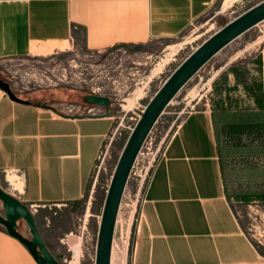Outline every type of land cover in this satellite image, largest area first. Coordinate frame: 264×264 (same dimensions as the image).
<instances>
[{
  "label": "crops",
  "instance_id": "1",
  "mask_svg": "<svg viewBox=\"0 0 264 264\" xmlns=\"http://www.w3.org/2000/svg\"><path fill=\"white\" fill-rule=\"evenodd\" d=\"M214 1L0 0V59L52 53L73 40L91 50L142 47L179 34ZM18 97L29 103L0 92V174L13 172L16 180L9 194L32 214L44 205H76L90 190L112 117L59 118L37 97ZM263 114L264 43L228 66L221 85L170 132L136 218L127 216L128 264H264L233 206L254 199L264 181L256 140ZM0 264H36L1 226Z\"/></svg>",
  "mask_w": 264,
  "mask_h": 264
},
{
  "label": "rangeland",
  "instance_id": "2",
  "mask_svg": "<svg viewBox=\"0 0 264 264\" xmlns=\"http://www.w3.org/2000/svg\"><path fill=\"white\" fill-rule=\"evenodd\" d=\"M259 1L236 0L223 10V0H215L179 34L151 40L142 47L119 45L91 50L85 48L80 40H73L52 53L0 59V79L7 82L18 96L37 97L40 103L54 108L72 107L74 115H84L93 107L83 99L86 94L104 95L111 100L107 115L112 117V128L116 127V132L94 163L90 184L94 174L96 178L91 191L88 190L76 205H44L36 208L37 211L32 214L39 233L51 246L53 255H56L57 249L65 248L59 240L65 242L67 239L69 245L71 235L80 236L81 244L94 245L111 174L148 100L176 66L206 37ZM262 43L264 19L212 55L162 109L151 127L156 140L162 138L166 131L169 135L188 111L201 106L209 98L214 84L219 82L221 85L228 66L251 57ZM98 110L105 111L103 107L96 106L92 112ZM262 118V123L256 126V140L264 153V114ZM256 160H250V164L260 161L259 158ZM15 183L13 172L0 174V187L7 193L11 191V186L15 187ZM256 190L258 194L254 199L233 203V206L243 231L264 254V181L257 184ZM125 202L126 198H123L119 210V219L124 222L129 214ZM83 216L86 218L85 227L81 230ZM17 229L24 236H29L22 220L17 221ZM69 232L71 235L66 237ZM80 262L91 264L86 257Z\"/></svg>",
  "mask_w": 264,
  "mask_h": 264
},
{
  "label": "water",
  "instance_id": "3",
  "mask_svg": "<svg viewBox=\"0 0 264 264\" xmlns=\"http://www.w3.org/2000/svg\"><path fill=\"white\" fill-rule=\"evenodd\" d=\"M263 19L264 0H261L206 37L176 66L148 100L118 156L105 192L96 233L94 264H108L114 221L129 168L143 138L162 109L180 87L212 55L239 34ZM0 91L14 101L29 103L28 100L21 99L14 94L9 84L1 79ZM83 99L90 105L103 107L105 110L103 115H107V108L111 104V100L107 96L89 93L84 95ZM0 203L2 207L0 226L4 231L25 247L36 264H59L45 246L27 205L4 191L1 187ZM18 220H22L25 223L29 233L28 237L17 229Z\"/></svg>",
  "mask_w": 264,
  "mask_h": 264
},
{
  "label": "built area",
  "instance_id": "4",
  "mask_svg": "<svg viewBox=\"0 0 264 264\" xmlns=\"http://www.w3.org/2000/svg\"><path fill=\"white\" fill-rule=\"evenodd\" d=\"M95 94V93H91ZM93 109H96V106L89 108L87 113L84 115H74L72 107H62V108H54L52 110V114L56 117H71V116H85V115H103L104 112L100 110L92 112ZM153 126V125H152ZM151 126V127H152ZM132 130V129H131ZM116 132V127L110 128L109 133L105 136V141L102 145V148L99 154L96 157L98 159L102 149H106L111 140V136ZM166 131L162 138L156 140V136L152 133L151 128L146 133L143 138L136 155L131 163L129 168L127 178L123 187V191L120 197V201L117 208V213L114 221V226L116 224V232L112 233L111 243H110V252H109V261L108 264H128L130 257V249H131V232L129 226L131 225V221L127 219L126 222L124 220L119 219V210L121 205L123 204V198H126V202L124 205L129 207V214L133 216V220L136 218V213L138 210L139 204L143 201L144 193L149 185V181L153 172V169L157 162L163 156V151L165 149L166 143L168 141L169 135ZM95 160V161H96ZM95 163V162H94ZM94 164L92 169L94 168ZM96 175L94 174L91 187L94 185ZM91 191V190H90ZM85 216L82 218L81 230L85 227ZM114 229V228H113ZM80 230V231H81ZM71 232L66 234L65 236H70ZM79 238H81L79 236ZM59 242L65 245L64 249H57L56 260L60 264H80L81 260L85 257L90 261L91 264H94L95 258V246L91 244H81L79 245L78 253H74L71 247L67 243V239L63 242V239H60Z\"/></svg>",
  "mask_w": 264,
  "mask_h": 264
},
{
  "label": "bare ground",
  "instance_id": "5",
  "mask_svg": "<svg viewBox=\"0 0 264 264\" xmlns=\"http://www.w3.org/2000/svg\"><path fill=\"white\" fill-rule=\"evenodd\" d=\"M234 1H236V0H223V2H222V8H223V10L226 8V7H228L232 2H234ZM164 61V60H163ZM162 61V62H163ZM164 63V62H163ZM162 63V64H163ZM161 64H159V66H160ZM160 68V67H159ZM69 246L71 247V249L74 251V253L76 254V253H78V250H79V245H80V238L79 237H73L72 235H71V237H70V239H69Z\"/></svg>",
  "mask_w": 264,
  "mask_h": 264
},
{
  "label": "trees",
  "instance_id": "6",
  "mask_svg": "<svg viewBox=\"0 0 264 264\" xmlns=\"http://www.w3.org/2000/svg\"><path fill=\"white\" fill-rule=\"evenodd\" d=\"M240 224V222H239ZM241 225V224H240ZM242 228V226H241ZM252 242V241H251ZM253 246L255 247L256 251L261 255V256H264V254H262V252L258 249V247L252 242Z\"/></svg>",
  "mask_w": 264,
  "mask_h": 264
}]
</instances>
